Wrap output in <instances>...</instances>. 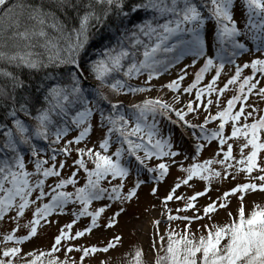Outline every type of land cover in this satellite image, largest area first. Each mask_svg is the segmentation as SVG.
Returning a JSON list of instances; mask_svg holds the SVG:
<instances>
[{
    "label": "snow or ice",
    "instance_id": "obj_1",
    "mask_svg": "<svg viewBox=\"0 0 264 264\" xmlns=\"http://www.w3.org/2000/svg\"><path fill=\"white\" fill-rule=\"evenodd\" d=\"M240 2L242 23L234 15L235 0H56L63 19L43 2L0 0V62L16 69L0 68V220L13 222L0 233V264H108L110 257H94L121 246L119 234L101 243L78 241L116 225L124 211L119 205L130 202L141 184L155 182L150 188L155 195L156 183L172 166L182 175L159 197L160 215L166 222L185 223L182 231L170 225L161 234L160 219L151 220L154 255L148 264H264V204L253 203L246 211L243 203L246 192L264 191V108L247 103L250 94L264 100V0ZM141 10L145 19L137 22L133 17ZM97 25L111 33L99 52L89 50L90 33L99 35ZM246 52L260 55L238 63ZM186 56L192 57L190 63L161 84L157 95L127 103L114 98L150 91L154 78ZM225 65L234 70L218 86ZM245 68L250 72L242 75ZM22 69L34 79L22 78ZM206 73L210 79L202 83ZM140 76L141 83L131 82ZM89 77L95 83L85 87ZM230 85L236 86L235 94L221 107L220 97ZM213 94L216 107L209 111ZM201 112L199 122L190 118ZM93 120L102 137L88 143ZM211 122L214 127L207 126ZM177 129L195 145L187 164ZM212 142V153L200 159ZM69 157L70 171L61 175ZM241 172L244 182L207 195L213 182ZM49 178L55 179L46 183ZM194 179L203 182L201 190L177 194ZM206 195L207 202L198 207L197 198ZM233 196L235 215L227 210ZM173 200L183 203L173 210L168 205ZM112 201L119 205L104 218ZM219 209L227 222L213 220ZM64 214L71 218L59 225L49 247L23 248L41 226L57 223L52 218ZM84 218L85 224L73 230ZM198 220L208 222L196 224L195 232L202 233L197 236L190 225ZM123 256L125 264H145L142 247L133 246Z\"/></svg>",
    "mask_w": 264,
    "mask_h": 264
},
{
    "label": "rangeland",
    "instance_id": "obj_2",
    "mask_svg": "<svg viewBox=\"0 0 264 264\" xmlns=\"http://www.w3.org/2000/svg\"><path fill=\"white\" fill-rule=\"evenodd\" d=\"M234 15H235V18L237 19L238 23H242L245 20L244 9L241 6L240 0L235 1V13H234ZM206 39L208 40L209 46H211V43H212L211 35L206 34ZM240 39L244 40V42L248 45L249 49L252 48V42L251 41L246 40L244 37H240ZM253 55L259 56L260 53L259 52L243 53L240 57L237 58V62L240 63V62H243L244 60L251 59V57ZM191 59H192L191 56H186L182 61L177 63L173 68L167 70L160 77L154 78L153 81L151 82L153 85V87H152L153 91H148L146 93L136 94V96L133 98L132 101L134 102L135 100L142 99L144 96H155V95H157V89H159V86L161 84L165 83L166 81L172 79L174 76H176L178 70L180 68H182L184 64L190 63ZM201 62L202 61L198 60L196 65H192L187 70L189 75L187 77H185V79L183 81L184 84H187L191 81L194 71L196 70V68L199 67ZM233 70L234 69H229L228 65H225V70L217 82L218 86L226 78V76L228 74H230V72ZM249 72H250V69L245 68L242 71V75H247V74H249ZM210 75H211V73H206L205 74V80L202 81V83H206L207 80L210 79ZM143 80H144V77L140 76L137 79V81H135V82H136V84H139ZM260 84L264 85V79L260 80ZM235 87H236L235 85H230L229 89L224 94L221 95V97H220V106L221 107L223 106L224 101L228 96L235 94ZM170 95H171V93H165L166 97L170 96ZM212 98H213L214 103L210 107L209 111H214L215 107H216V105H215V94H213ZM125 103H127V102H125ZM247 103H253V104H256L260 108H264V100H262L259 96H254V95L250 94L249 101ZM203 115H204V113L201 112L200 117H191L190 116V118L193 119L194 122H199V119H202ZM207 126L208 127H214L215 122H211ZM166 127H171V125H166ZM102 131L103 130L100 127L96 126L95 120H93V130L90 133V140L88 141V143H91L92 141L98 142V140L102 137ZM74 134H75L74 132L69 133V135H74ZM187 137L188 136L181 137L180 136V130L179 129L176 130L177 144H178V146L181 147L182 152L189 157V159L187 161H184L185 164L191 162V155L193 154L191 149H193L195 147V145H194V143L190 137H188V139H190L191 142H190V144L187 143ZM214 147H215V142H212L209 145H207L205 147V149L202 150L199 158L203 159V158L208 157L212 153ZM235 154H236V151H235V145H234V155ZM74 155L75 154L73 153V156ZM61 158L62 157L59 156L57 158V161H59ZM71 159H72V157L68 158V162L65 164V167L61 171V175H67L69 173L70 165H71ZM177 159H179V157ZM27 166L29 167L28 168L29 170L32 169L31 163H29ZM79 174L81 176L83 175L82 172ZM179 175H182V173L175 166H172L170 168V172L166 175L165 179L156 183L157 193L155 195H153L150 191L152 184L155 182L147 181L146 183L140 185V187L138 188L136 196L130 202H127L123 205H119L118 201L110 202V207L105 210V213H103L102 216L104 218H107L111 215L112 212L116 211L118 205L120 207H123L124 211L121 212L119 214V216L117 217V220H118L117 224L114 225L113 227L109 228V229H104L101 227L97 230H94L91 235H86L85 237L81 238L78 242H80V243H101V242H106V240L111 235L119 234L122 238V242H123L122 245L115 248V249H111L108 253H98L94 257V259L110 257V259L108 260V264H110L111 262H114L117 259L124 257L123 256L124 252H131V250L133 249V246H138V247L143 248L145 262H146V264H148L149 260L147 259V253L145 252L144 243H142L141 239L139 237H137L138 236V232L136 229L137 225L139 223L143 222V220L147 219L151 213L158 212V210L161 211V201H160L159 197H161L167 193L170 186L174 182V178L176 176H179ZM34 178L35 177H33V179ZM141 178L147 180V177H141ZM52 179H55V178H49V180H47L46 183H51ZM237 182H244V174L242 172L237 173L235 176V179H232V180L226 179L221 183L213 182L212 188L207 195H210L212 197L218 196L220 194V192H222L223 190H225L228 187L233 186ZM128 186H129V182H126L125 187L127 188ZM202 186H203L202 181H200L199 179H194L191 182V187H183L182 186L180 189H177V194H179L180 192H183L185 195H189L193 191L201 190ZM68 187L70 188L71 186H68ZM207 195L197 198V206L198 207L202 206L204 203L207 202ZM181 203H183V201L173 200V201H169L168 205L170 208L175 210L176 207L179 206V204H181ZM243 203H244V207H245L246 211L251 209L253 203L264 204V191L256 190L254 192H246ZM153 205H155V207H153ZM69 207H71V205H69ZM237 207H238L237 197L233 196L231 198V200L228 202L227 210L232 211L233 215H235ZM185 214H191V211L189 210L188 213H183V212L180 213V215H185ZM28 215L29 214L26 213L24 220H22L20 222L21 223V227H20L21 233L26 231V229L24 228V223H25V220H27ZM70 218H71L70 214H64V215H61L59 217H53L52 219H55L57 221V223L41 226L39 228L38 234L35 235L34 237H32L28 242H25L23 244V248L25 250H28L31 248L44 249V248L49 247L51 242H52V238L56 234V231H57L59 225L62 223H67ZM161 218L164 219L163 216ZM213 220L217 223L227 222L228 217L225 214V210L224 209L217 210V213L213 216ZM85 222H86V218L81 219L76 225L73 226V230H75V228H77V227H82L85 224ZM207 222H208L207 220L193 221L192 224L190 225V229L198 236L202 233L195 232L196 224L203 225L204 223H207ZM184 223H185L184 221L174 220L171 222H167V224L164 227L166 228V227H169L171 225V226H174L177 230L182 231ZM12 226H13L12 221H9L7 218L4 219L0 223V233H3L5 230L10 229ZM3 246L4 245L2 243H0V247H3ZM59 254L60 253H57V255H59ZM73 255H77V254L73 253Z\"/></svg>",
    "mask_w": 264,
    "mask_h": 264
},
{
    "label": "trees",
    "instance_id": "obj_3",
    "mask_svg": "<svg viewBox=\"0 0 264 264\" xmlns=\"http://www.w3.org/2000/svg\"><path fill=\"white\" fill-rule=\"evenodd\" d=\"M29 2H33V0H29ZM34 2H36V3L43 2L45 7L51 8L54 12H56V15L59 16L61 19L64 18L63 13L57 10L56 0H34ZM133 19H136L137 22H140L143 19H145L144 10H141L138 13V17H133ZM94 31L99 32V35H93V34L90 33L89 50L90 51L94 50L96 52H99L100 49H101V46L108 43V38L111 35V33L104 31L101 28V26H99V25L96 26ZM101 37H103V39H101ZM0 68H7L8 70L16 71L15 68H13L10 65H6L3 62H0ZM20 74H21L22 78L29 77V78H33L34 79V77L31 76V73H29L26 69L20 70ZM85 75H87V73ZM134 81L135 80H133L131 82L134 83ZM93 83H95V81L91 77H89L85 81V87H89ZM120 96H121V100H124L125 102H129V101H131L133 95L132 94H123V95L115 96L114 98H119ZM25 160H26V162L28 161V157L27 156H25ZM29 163L30 162H27V165ZM125 261H126V257H122V258L117 259L114 262H111L110 264H125ZM145 264H146V262H145Z\"/></svg>",
    "mask_w": 264,
    "mask_h": 264
},
{
    "label": "bare ground",
    "instance_id": "obj_4",
    "mask_svg": "<svg viewBox=\"0 0 264 264\" xmlns=\"http://www.w3.org/2000/svg\"><path fill=\"white\" fill-rule=\"evenodd\" d=\"M191 140L188 139L187 137V143L190 144ZM161 215H160V211L158 210V212H153L149 215V217L145 220H143V222L139 223L137 225V232H138V236L142 243H144L145 246V252L147 253V259L150 260L153 255V249L151 247V244L153 242L154 239V228L151 224V220L153 218H158L161 219ZM159 229H160V233L163 234V228H162V224H159ZM157 244H159V241H156Z\"/></svg>",
    "mask_w": 264,
    "mask_h": 264
}]
</instances>
